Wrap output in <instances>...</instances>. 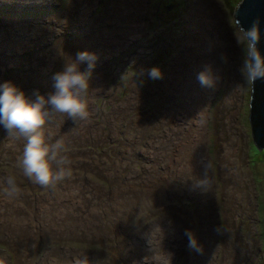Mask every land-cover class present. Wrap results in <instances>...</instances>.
I'll list each match as a JSON object with an SVG mask.
<instances>
[{"label":"rangeland","instance_id":"rangeland-1","mask_svg":"<svg viewBox=\"0 0 264 264\" xmlns=\"http://www.w3.org/2000/svg\"><path fill=\"white\" fill-rule=\"evenodd\" d=\"M243 1L0 0V84L47 96L77 52L98 56L88 118L43 129L70 177L30 181L25 141L0 125V264H264V149L250 85L235 88ZM205 65L214 90L196 79Z\"/></svg>","mask_w":264,"mask_h":264},{"label":"clouds","instance_id":"clouds-1","mask_svg":"<svg viewBox=\"0 0 264 264\" xmlns=\"http://www.w3.org/2000/svg\"><path fill=\"white\" fill-rule=\"evenodd\" d=\"M237 44L241 47L243 59L239 72L242 85H254L257 80H264V56L258 49L261 41L259 20L254 21L248 28H240ZM98 56L88 51L77 52L75 60L65 63L63 71L52 76L54 92L47 96L41 95L39 90L33 93L35 99L26 97L12 82L0 84V125L7 131L9 137L25 141L22 153L23 175L30 181L42 187H55L57 183L70 177V167L54 168L53 162L59 165H70L71 161L66 154L64 141L57 140L49 145L45 140L44 126L46 120L52 115L60 114L71 119L75 124L86 120L89 116L86 96L90 87L93 69ZM87 64V70L81 71L80 65ZM150 79H162L159 68L152 67L146 70ZM196 79L205 89H215L218 81L211 68L207 65L196 73ZM9 184H15L9 179ZM205 182H201L203 185ZM188 237V247L192 250L202 251L195 235L185 230ZM76 264H88L87 259L77 260Z\"/></svg>","mask_w":264,"mask_h":264},{"label":"water","instance_id":"water-1","mask_svg":"<svg viewBox=\"0 0 264 264\" xmlns=\"http://www.w3.org/2000/svg\"><path fill=\"white\" fill-rule=\"evenodd\" d=\"M259 20L261 41L258 49L264 56V0H244L237 11L236 23L248 29L254 21ZM251 126L255 146L264 149V80H257L254 91L251 86Z\"/></svg>","mask_w":264,"mask_h":264},{"label":"bare ground","instance_id":"bare-ground-1","mask_svg":"<svg viewBox=\"0 0 264 264\" xmlns=\"http://www.w3.org/2000/svg\"><path fill=\"white\" fill-rule=\"evenodd\" d=\"M207 8H210L209 6L207 7ZM209 12V11H208ZM209 14V13H208ZM219 24V23H218ZM218 24L216 25V28L218 29ZM220 25V24H219ZM221 29H222V26H221ZM229 29L228 28H226V30H225V33L224 34H227V35H230V32L228 31ZM222 31H223V29H222ZM226 37V36H225ZM227 38V37H226ZM230 38V37H229ZM220 41V40H219ZM227 41V40H226ZM218 44H221V43H218ZM227 45H228V43H227ZM222 47V46H221ZM223 48H224V46H223ZM222 49V48H221ZM227 51V50H226ZM232 55V54H231ZM205 58V57H204ZM203 58V59H204ZM202 59V58H201ZM233 60V59H232ZM231 61V60H230ZM234 61H235V58H234ZM200 62V61H199ZM220 64V63H219ZM221 65V64H220ZM234 65V64H233ZM212 66V65H211ZM202 67V66H201ZM214 67V66H213ZM213 67H211V68H213ZM222 67V66H221ZM232 67H234V66H232ZM215 68H217L216 66H215ZM235 68V67H234ZM221 69V68H220ZM222 70V69H221ZM237 71V70H236ZM213 72V71H212ZM222 72V71H221ZM220 72V73H221ZM217 73H219V72H217ZM214 75H215V73H214ZM217 75V74H216ZM215 75V76H216ZM223 75V74H222ZM236 75H238V73H236ZM218 77V76H217ZM221 77V76H220ZM236 79H238V78H236ZM202 88V87H201ZM203 89V88H202ZM206 90V89H205ZM207 91V90H206ZM202 92H204V91H202ZM205 94V93H204ZM206 95V94H205ZM206 97V96H205ZM230 97V96H229ZM199 98V97H198ZM231 98H233V97H231ZM234 99V98H233ZM226 100H228V99H226ZM232 100V99H231ZM231 100H230V102H231ZM203 101V100H202ZM226 102V101H225ZM229 104H230V102L229 101H227ZM227 104V103H226ZM228 105V104H227ZM231 107V106H230ZM202 108V107H201ZM203 109V108H202ZM204 110V109H203ZM198 113V112H197ZM201 115V114H200ZM224 131V130H223ZM226 150V149H225ZM228 151V150H227ZM226 153V152H225ZM228 153V152H227ZM226 153V154H227ZM239 175V174H238ZM236 178H237V176H236ZM234 179V178H233ZM237 188V187H236ZM199 189V188H198ZM235 190V189H234ZM199 198V197H198ZM18 222V221H17ZM17 224V223H16ZM140 244V243H139ZM135 247V246H134Z\"/></svg>","mask_w":264,"mask_h":264},{"label":"flooded vegetation","instance_id":"flooded-vegetation-1","mask_svg":"<svg viewBox=\"0 0 264 264\" xmlns=\"http://www.w3.org/2000/svg\"><path fill=\"white\" fill-rule=\"evenodd\" d=\"M250 94H251V85H250ZM249 106H250V110H249V114H250L251 113V97H250V104H249ZM248 121H249L248 122L249 123V127L251 128V131L250 132L253 133L252 132V126H251V123H250L251 122L250 115H249Z\"/></svg>","mask_w":264,"mask_h":264},{"label":"trees","instance_id":"trees-1","mask_svg":"<svg viewBox=\"0 0 264 264\" xmlns=\"http://www.w3.org/2000/svg\"><path fill=\"white\" fill-rule=\"evenodd\" d=\"M14 264V263H13Z\"/></svg>","mask_w":264,"mask_h":264}]
</instances>
